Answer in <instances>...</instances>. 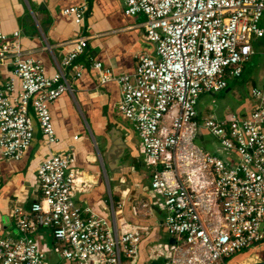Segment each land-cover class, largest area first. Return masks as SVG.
Listing matches in <instances>:
<instances>
[{"label": "built area", "instance_id": "2783aa9c", "mask_svg": "<svg viewBox=\"0 0 264 264\" xmlns=\"http://www.w3.org/2000/svg\"><path fill=\"white\" fill-rule=\"evenodd\" d=\"M84 1L63 15L79 24L88 12ZM121 1L125 15L145 16L154 57L137 56L134 73L121 75L90 56L86 62L100 85L113 81L119 86L118 113L137 132L152 167L153 204L164 209L162 227L175 239L160 264H224L264 242V88L252 90L257 103L244 118L229 114L202 121L196 108L202 95L225 90L228 79L243 74L254 52L253 39L264 37V0ZM10 37L0 19V67L12 65L14 71L0 86V154L21 159L35 139L34 120L50 151L37 173L39 199L27 213L11 212L20 238L0 235V264H45L33 237L39 228L51 231L60 256L71 264L137 259L144 230L121 231L116 212L123 204L111 199L107 217L78 205L73 200L79 177L74 158L51 151L58 138L49 107L71 93L67 75L75 79L84 71L86 64L78 60L87 38L75 40L48 77L42 64ZM201 130L219 140L224 159L196 144ZM149 206L144 203L140 210L149 212Z\"/></svg>", "mask_w": 264, "mask_h": 264}, {"label": "crops", "instance_id": "0c3cea01", "mask_svg": "<svg viewBox=\"0 0 264 264\" xmlns=\"http://www.w3.org/2000/svg\"><path fill=\"white\" fill-rule=\"evenodd\" d=\"M84 2V0H0L1 29L5 34L11 35V40L16 41L27 56L42 64L48 77L57 72V62L71 50L73 42L80 37L87 38L85 54L78 60L86 64L84 71L75 79L67 75L71 93L62 94L49 107L54 132L58 138L51 151L63 155L70 154L74 158L72 166L79 172V177L73 189V200L84 208H90L96 215L107 217L109 199L116 202L110 194L109 179L123 178L126 200L116 202L123 204L119 210L123 211L128 222L123 229L128 231L132 228H141L145 234L139 247L138 258L133 261L126 260L127 263L124 264H151L154 261L161 263L163 258L159 261L149 257L147 253V247L160 239L158 232L160 227L163 229L162 222L165 217L164 209L153 204L157 199L144 196L145 191L141 188L142 180L145 178L150 180L152 172L148 177L142 173L143 167L136 165L135 162L131 164V153L136 157L138 154L130 144L129 132L115 117L117 115L121 121H126L117 110L122 100L119 86L113 81L100 85L97 72L86 62V56H90L111 68L114 74H131L136 69L137 56L144 54L154 57L155 46L147 38L143 25L146 21L145 16L125 15L121 0H86L88 12L79 24L74 22L73 16L63 15L64 9ZM15 32L20 33L19 38L14 39L12 33ZM13 72L12 65L0 67V86H4L14 77ZM17 85L18 82L15 83L16 88ZM254 88L261 90L264 83L261 87ZM252 109L247 114L227 115L236 114L244 118ZM34 127L35 139L21 159L7 160L0 154V235L14 240L20 238V233L13 222L11 212L19 208L27 213L32 204L39 199L37 173L50 151L36 120ZM95 133L104 137L102 152L97 150ZM217 156L224 159L225 151ZM231 159L236 161L232 154ZM113 162L119 164L114 165ZM106 163L111 165L112 172ZM126 166H129L127 172L122 173L121 168ZM144 203L150 204L149 212L140 210ZM33 237L39 250L45 253V264L49 262L71 264L60 256V251L56 248L54 252H50L49 246L55 241L50 230L39 228ZM170 239L171 246L173 244L170 243ZM225 261L224 264H253L264 261V242L245 250L228 262Z\"/></svg>", "mask_w": 264, "mask_h": 264}, {"label": "rangeland", "instance_id": "374dc122", "mask_svg": "<svg viewBox=\"0 0 264 264\" xmlns=\"http://www.w3.org/2000/svg\"><path fill=\"white\" fill-rule=\"evenodd\" d=\"M260 22V26L264 30V16ZM251 46L254 49L255 53L251 57L250 62L243 66L244 73L238 78H230L228 87L225 90L219 91V93L213 95L204 94L199 98L196 111L202 121L209 116H214L217 119L224 118L228 113L247 114L249 113L250 109H252L256 104L257 101L255 97H253L252 89L254 88V86L261 87L264 83V38L253 39ZM115 117L117 122L121 123L123 125L122 127L129 132L130 144L136 150L139 160L145 164L142 168V173H145L149 177L152 172V167H150L145 162L141 139L129 122L121 121L117 117V115ZM200 124H202V122H200ZM98 135V133L94 134V137L96 139L95 144L97 150L99 152H102L104 137ZM219 143V140L215 136L207 131L202 130L200 131V134L196 141V144L198 146L216 155L224 152L222 146H220ZM94 153L95 157H97V152L95 149ZM232 156L236 158L233 154ZM125 181L127 182V180ZM108 182L111 189L110 194L113 195L114 200L116 202L126 200V189L123 188V178H117L115 180L109 179ZM141 188L143 189V191H145L144 196L153 197L155 195V192L151 191L150 189L149 178H145L142 180ZM106 200H108V198ZM116 220L119 229L121 231H124L123 228L128 225V222L124 218L123 211L121 212L119 210L116 212ZM158 233L160 239L158 241H154L153 244H150V246L147 247V253L149 257L156 258L157 260L161 261L162 257L165 255V252L170 247L169 239L171 237L168 233L164 232L161 227ZM59 246V243L53 241V244L49 246L50 252H54V248L60 251ZM244 252L245 250L236 253L225 262L232 260L234 257H237ZM154 253H157V255H155ZM122 262L127 263L124 258H122ZM48 264H50V262Z\"/></svg>", "mask_w": 264, "mask_h": 264}, {"label": "flooded vegetation", "instance_id": "af4514ba", "mask_svg": "<svg viewBox=\"0 0 264 264\" xmlns=\"http://www.w3.org/2000/svg\"><path fill=\"white\" fill-rule=\"evenodd\" d=\"M135 162V164L136 165H138V166H140V167H143L145 164L143 163V162H141L140 160H139V158L138 157H136V155L133 153H131V164H133ZM126 165V164H125ZM128 167L129 166H126V167H123V168H121V172L122 173H125V172H127V170H128ZM135 176V173H134V170H133V168H132V177H134ZM131 177V178H132Z\"/></svg>", "mask_w": 264, "mask_h": 264}, {"label": "water", "instance_id": "95a60500", "mask_svg": "<svg viewBox=\"0 0 264 264\" xmlns=\"http://www.w3.org/2000/svg\"><path fill=\"white\" fill-rule=\"evenodd\" d=\"M113 158H115V157H113ZM107 162H109V161H107ZM106 164L108 165V163H106ZM113 164L114 165H117V164H119V162L118 163L117 162H113ZM108 167L110 168V172H112L111 165L110 164L108 165ZM170 243L171 244H175V240L174 239H170ZM151 264H160V263L154 261V263H151ZM253 264H264V261H259L258 263L255 262Z\"/></svg>", "mask_w": 264, "mask_h": 264}]
</instances>
